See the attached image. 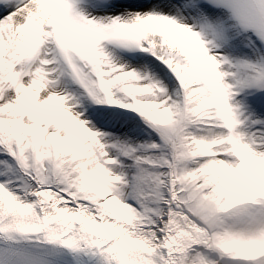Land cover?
<instances>
[{"label": "snow or ice", "instance_id": "obj_1", "mask_svg": "<svg viewBox=\"0 0 264 264\" xmlns=\"http://www.w3.org/2000/svg\"><path fill=\"white\" fill-rule=\"evenodd\" d=\"M0 264H264V0H0Z\"/></svg>", "mask_w": 264, "mask_h": 264}]
</instances>
